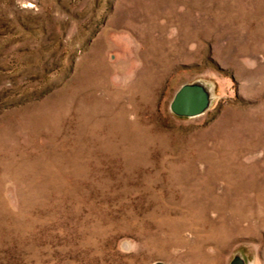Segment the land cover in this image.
Returning <instances> with one entry per match:
<instances>
[{
	"label": "rangeland",
	"instance_id": "374dc122",
	"mask_svg": "<svg viewBox=\"0 0 264 264\" xmlns=\"http://www.w3.org/2000/svg\"><path fill=\"white\" fill-rule=\"evenodd\" d=\"M235 260L264 264V0H0V264Z\"/></svg>",
	"mask_w": 264,
	"mask_h": 264
},
{
	"label": "water",
	"instance_id": "95a60500",
	"mask_svg": "<svg viewBox=\"0 0 264 264\" xmlns=\"http://www.w3.org/2000/svg\"><path fill=\"white\" fill-rule=\"evenodd\" d=\"M209 99L205 90L198 85L183 86L175 95L171 111L181 117H198L209 108ZM232 264H241L239 260Z\"/></svg>",
	"mask_w": 264,
	"mask_h": 264
},
{
	"label": "bare ground",
	"instance_id": "6f19581e",
	"mask_svg": "<svg viewBox=\"0 0 264 264\" xmlns=\"http://www.w3.org/2000/svg\"><path fill=\"white\" fill-rule=\"evenodd\" d=\"M205 92L207 93L208 95V99H209V103L211 102L212 100V95H211V92L209 90H207L206 88H204Z\"/></svg>",
	"mask_w": 264,
	"mask_h": 264
}]
</instances>
